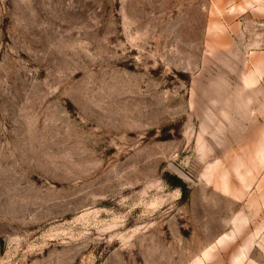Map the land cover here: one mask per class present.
Segmentation results:
<instances>
[{
  "label": "rangeland",
  "instance_id": "obj_1",
  "mask_svg": "<svg viewBox=\"0 0 264 264\" xmlns=\"http://www.w3.org/2000/svg\"><path fill=\"white\" fill-rule=\"evenodd\" d=\"M0 264H264V0H0Z\"/></svg>",
  "mask_w": 264,
  "mask_h": 264
}]
</instances>
